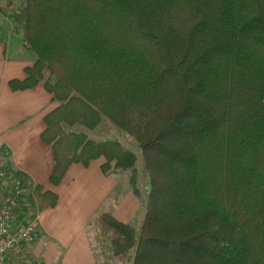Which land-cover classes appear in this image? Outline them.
<instances>
[{
  "label": "trees",
  "instance_id": "obj_1",
  "mask_svg": "<svg viewBox=\"0 0 264 264\" xmlns=\"http://www.w3.org/2000/svg\"><path fill=\"white\" fill-rule=\"evenodd\" d=\"M1 1L33 56L8 88L39 82L58 103L40 133L53 153L49 183L101 157L104 174L128 170L137 191L134 151L65 125L106 119L141 150L139 221L92 219L119 258L264 264V0ZM28 187L24 216L56 203L53 190Z\"/></svg>",
  "mask_w": 264,
  "mask_h": 264
},
{
  "label": "crops",
  "instance_id": "obj_2",
  "mask_svg": "<svg viewBox=\"0 0 264 264\" xmlns=\"http://www.w3.org/2000/svg\"><path fill=\"white\" fill-rule=\"evenodd\" d=\"M23 44L9 18L0 15V160L22 171L28 184L56 192V203L34 216L39 232L31 252L43 264L101 263L107 257L91 243V231L99 229L92 221L96 212L109 211L121 221L124 214L127 222L139 213V206L128 195V176L119 171L104 174L101 157L87 166L70 163L62 180L49 183L53 153L40 133L43 115L58 103L39 82L22 90L8 88L9 79H21L25 66L32 64L33 56Z\"/></svg>",
  "mask_w": 264,
  "mask_h": 264
},
{
  "label": "built area",
  "instance_id": "obj_3",
  "mask_svg": "<svg viewBox=\"0 0 264 264\" xmlns=\"http://www.w3.org/2000/svg\"><path fill=\"white\" fill-rule=\"evenodd\" d=\"M10 170L0 160V264H43L31 252L37 224L34 217L25 218L20 204L26 205L29 184Z\"/></svg>",
  "mask_w": 264,
  "mask_h": 264
},
{
  "label": "rangeland",
  "instance_id": "obj_4",
  "mask_svg": "<svg viewBox=\"0 0 264 264\" xmlns=\"http://www.w3.org/2000/svg\"><path fill=\"white\" fill-rule=\"evenodd\" d=\"M5 0H2L1 3H3ZM66 129L71 131H83L87 137L92 139L103 140V139H117L119 140V143L123 148H127L129 150L134 151L135 158H136V166H135V187L137 188L136 193L133 192L132 188L129 186L128 181L126 182V187L129 188L128 195L131 197H135L137 201L138 208V214L134 216V218L137 220V222L140 219V216L143 214L142 209V203L145 201L146 192L149 189V186L147 184V175L144 173V170L142 168L143 162L141 160V150L136 146L135 140L133 137H131L127 133L121 132L115 125H112L108 122V120L103 119L101 120L97 126H95L92 129L85 128L83 125L75 123L74 125H65ZM119 173H121L124 176L131 175L128 170L122 171L119 170ZM30 217L26 216L25 218ZM121 218L126 219L127 216L124 214L121 216ZM122 219V221H124ZM36 222V220H34ZM127 222L131 223L132 219H127ZM124 221V223H127ZM137 227V225H136ZM91 238H92V245L93 249L97 251L100 256L103 255V257H107L104 260L107 261L109 264H132L129 262L128 259H120L118 256V253H120V246H117L113 244V242L107 238V234L105 232H102L100 229H97L96 234L91 231ZM129 249V252H131V249ZM100 258V257H99Z\"/></svg>",
  "mask_w": 264,
  "mask_h": 264
}]
</instances>
